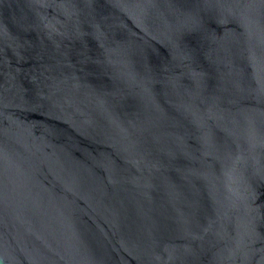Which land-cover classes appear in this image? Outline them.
<instances>
[{"label": "water", "instance_id": "95a60500", "mask_svg": "<svg viewBox=\"0 0 264 264\" xmlns=\"http://www.w3.org/2000/svg\"><path fill=\"white\" fill-rule=\"evenodd\" d=\"M0 264H264V0H0Z\"/></svg>", "mask_w": 264, "mask_h": 264}]
</instances>
